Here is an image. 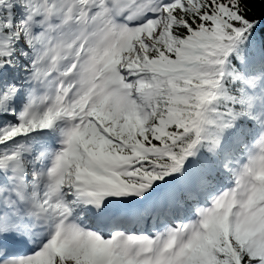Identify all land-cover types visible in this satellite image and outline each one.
<instances>
[{
    "label": "snow or ice",
    "instance_id": "snow-or-ice-1",
    "mask_svg": "<svg viewBox=\"0 0 264 264\" xmlns=\"http://www.w3.org/2000/svg\"><path fill=\"white\" fill-rule=\"evenodd\" d=\"M0 264H264V0H0Z\"/></svg>",
    "mask_w": 264,
    "mask_h": 264
}]
</instances>
